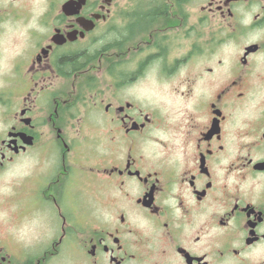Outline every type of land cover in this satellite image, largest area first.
<instances>
[{"label": "flooded vegetation", "instance_id": "obj_1", "mask_svg": "<svg viewBox=\"0 0 264 264\" xmlns=\"http://www.w3.org/2000/svg\"><path fill=\"white\" fill-rule=\"evenodd\" d=\"M65 1L0 41V264H264V0Z\"/></svg>", "mask_w": 264, "mask_h": 264}, {"label": "rangeland", "instance_id": "obj_2", "mask_svg": "<svg viewBox=\"0 0 264 264\" xmlns=\"http://www.w3.org/2000/svg\"><path fill=\"white\" fill-rule=\"evenodd\" d=\"M23 4V9L25 11L17 14L16 17H12L2 24H0V41H6V54L9 58H12L18 52H22L24 54L32 47V41H36V33L39 34L41 32H45L43 27L39 26V13H41L47 6L49 2L54 4L57 3V6L63 0H21ZM116 23L111 18L109 22L106 23V27L102 28L100 31H96L90 39L87 41H112L116 37ZM41 27V29H40ZM38 34V35H39ZM39 39V38H38ZM108 53H112V48L107 51ZM6 57V58H7ZM14 80V79H13ZM17 80L22 81L21 78L14 80V87H21L17 83ZM1 82V79H0ZM59 84H65L62 80ZM16 88V89H17ZM16 172V170H15ZM16 176V173H12L10 177ZM91 208H95L96 204L93 200H90Z\"/></svg>", "mask_w": 264, "mask_h": 264}, {"label": "water", "instance_id": "obj_3", "mask_svg": "<svg viewBox=\"0 0 264 264\" xmlns=\"http://www.w3.org/2000/svg\"><path fill=\"white\" fill-rule=\"evenodd\" d=\"M85 0H66L62 6L63 10L67 13H70V14H77L81 8V6L84 4ZM95 18H98L100 16L99 13H95L93 15ZM81 26L85 29V30H90L93 28L94 26V23H93V20L91 19H86L84 17H81L78 19ZM53 39L55 41H60L58 38H57V35H55L53 37Z\"/></svg>", "mask_w": 264, "mask_h": 264}, {"label": "trees", "instance_id": "obj_4", "mask_svg": "<svg viewBox=\"0 0 264 264\" xmlns=\"http://www.w3.org/2000/svg\"><path fill=\"white\" fill-rule=\"evenodd\" d=\"M112 41H115L114 39Z\"/></svg>", "mask_w": 264, "mask_h": 264}]
</instances>
